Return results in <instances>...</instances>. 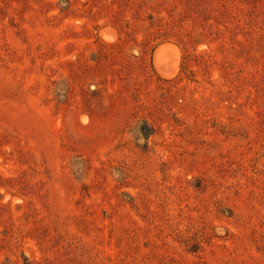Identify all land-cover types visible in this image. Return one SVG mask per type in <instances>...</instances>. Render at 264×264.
<instances>
[{"label": "rangeland", "instance_id": "obj_1", "mask_svg": "<svg viewBox=\"0 0 264 264\" xmlns=\"http://www.w3.org/2000/svg\"><path fill=\"white\" fill-rule=\"evenodd\" d=\"M0 264H264V0H0Z\"/></svg>", "mask_w": 264, "mask_h": 264}]
</instances>
